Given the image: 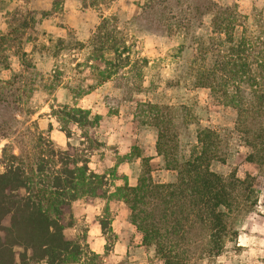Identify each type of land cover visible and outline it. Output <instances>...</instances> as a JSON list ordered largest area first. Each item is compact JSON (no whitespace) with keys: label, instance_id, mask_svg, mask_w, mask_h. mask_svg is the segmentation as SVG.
<instances>
[{"label":"rangeland","instance_id":"obj_1","mask_svg":"<svg viewBox=\"0 0 264 264\" xmlns=\"http://www.w3.org/2000/svg\"><path fill=\"white\" fill-rule=\"evenodd\" d=\"M146 1L60 0V5L54 7L53 0H0V33L8 31L13 13L26 18L29 25L20 43L16 41L0 53L2 157L32 164L38 154L36 146L42 143L40 135L65 147L68 138L49 115L50 107L75 105L102 115L97 136L104 146L90 157L92 169L109 172L118 157L138 150L150 156L154 181H172L176 172L166 169L163 155L157 154V129L148 117V103L158 104L160 114L168 120L170 157L179 162L189 158L197 144L198 130L217 129L223 140L224 160L211 161V169L223 175L234 172L240 178L251 174L258 190L256 206L229 219L237 235L225 240L219 254L210 252L206 235L197 226L186 234L174 262L264 264V161L257 164L246 160L249 147L243 141L244 133L235 125V111L208 88L197 86L190 71L194 36L205 35L210 15L194 21L189 32L178 29L169 34L157 25L160 7H155L153 14L143 11L141 6ZM213 1L235 5L246 16L245 26L264 38V0ZM94 2L98 5H90ZM195 2L203 0H171L169 5L183 13L188 3ZM101 15H115L132 46L133 58L137 54L147 59L142 78L131 72L95 84L94 71L86 61L88 48L76 43L87 42ZM58 39L64 41L63 45ZM90 84L94 87L88 89ZM69 127L74 131L71 140L77 142L78 129L72 124ZM117 173L126 174L128 183L135 184L141 173L140 159L120 163ZM108 177L112 180L111 174ZM114 184H122V179H115ZM70 219L73 224L64 233L83 245L80 259L70 264H163L154 248L142 243L141 233L130 221V210L120 199L84 196L70 204L65 220ZM102 220L108 222L105 233L100 226Z\"/></svg>","mask_w":264,"mask_h":264},{"label":"trees","instance_id":"obj_2","mask_svg":"<svg viewBox=\"0 0 264 264\" xmlns=\"http://www.w3.org/2000/svg\"><path fill=\"white\" fill-rule=\"evenodd\" d=\"M169 4L171 0H147L141 6L151 14L155 7H160L157 25L169 34L178 29L189 32L194 21L210 15L208 31L193 39L195 55L190 63L191 74L197 86L208 88L223 105L235 111V125L244 133L243 141L249 147L246 160L262 163L264 38L245 26L246 16L235 5L203 0L188 3L183 13H179ZM53 5L59 6L60 0H53ZM28 27L26 18L13 13L8 31L0 33V53L21 41ZM58 42L64 43L62 39ZM76 44L88 48L86 61L94 71L95 84L131 72L142 78L147 59L137 54L133 58L132 46L118 27L115 15H101L87 42ZM93 87L87 85L88 89ZM147 107L150 122L157 129L156 152L163 155L166 169L176 172L172 181H154L150 156H143L138 150L118 157L109 172L92 169L90 157L104 146L97 136L102 115L75 105L50 107L49 115L68 138L65 147L40 135L38 139L42 143L36 146L38 154L32 164L23 160L6 161L2 157L4 147L1 149L0 264L77 262L83 254V245L65 235L64 229L73 224L65 217L70 204L84 196L124 201L130 210L131 223L141 233L142 243L152 246L163 264H178L174 260L179 247L186 234L197 226L206 235L213 254L222 251L228 237L237 235L236 230H231L229 219L256 206L258 190L254 176L246 174L240 178L234 172L223 175L211 169V161L224 160V156L220 133L210 127L198 130L197 144L189 158L179 162L170 157L168 120L160 114L158 104L148 103ZM70 124L79 131L77 142L71 140L74 131ZM137 158L141 161V173L136 183L130 185L126 175L117 173V166ZM119 178L122 184H114ZM100 226L103 233L108 230V222L102 220Z\"/></svg>","mask_w":264,"mask_h":264},{"label":"crops","instance_id":"obj_3","mask_svg":"<svg viewBox=\"0 0 264 264\" xmlns=\"http://www.w3.org/2000/svg\"><path fill=\"white\" fill-rule=\"evenodd\" d=\"M151 159V158H150ZM123 163H125V162H123ZM123 175H126V174H123ZM127 176V175H126ZM131 185V184H130ZM134 185V184H133Z\"/></svg>","mask_w":264,"mask_h":264}]
</instances>
